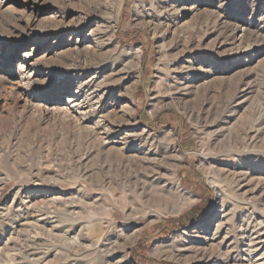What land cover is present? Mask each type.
<instances>
[{
  "label": "rangeland",
  "instance_id": "obj_1",
  "mask_svg": "<svg viewBox=\"0 0 264 264\" xmlns=\"http://www.w3.org/2000/svg\"><path fill=\"white\" fill-rule=\"evenodd\" d=\"M0 264H264V0H0Z\"/></svg>",
  "mask_w": 264,
  "mask_h": 264
},
{
  "label": "trees",
  "instance_id": "obj_2",
  "mask_svg": "<svg viewBox=\"0 0 264 264\" xmlns=\"http://www.w3.org/2000/svg\"><path fill=\"white\" fill-rule=\"evenodd\" d=\"M188 217H189V218L191 217L190 213H189ZM180 221H181V220H180Z\"/></svg>",
  "mask_w": 264,
  "mask_h": 264
}]
</instances>
